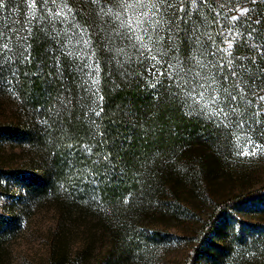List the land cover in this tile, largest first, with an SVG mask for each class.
<instances>
[{"label": "rangeland", "instance_id": "obj_1", "mask_svg": "<svg viewBox=\"0 0 264 264\" xmlns=\"http://www.w3.org/2000/svg\"><path fill=\"white\" fill-rule=\"evenodd\" d=\"M85 2L94 33H100L107 50L120 61L118 65L130 69L141 64L143 76L155 80L151 89L174 73L183 78L187 109L208 123L213 133L205 144H195L173 158L170 174L156 180L145 196L137 195L136 211L123 213L101 210V206L94 210L96 205L83 210L63 187L55 194L49 191L34 198L28 192V175H40L45 157L38 159L28 141L1 140L0 264H186L215 204L264 186V52L244 64L240 54L231 50L228 33L209 52L196 46L189 67L183 68L170 56L175 38L171 20L183 8L182 0H156L157 10L144 25L147 33L130 32L127 24L132 13L125 0ZM260 2L264 0H228L229 5L219 4L217 12L236 19ZM132 3L127 0L128 5ZM9 5L10 20L24 17L26 29L36 18L44 19L45 25L51 21L55 32L50 42L64 33L63 45L69 53L94 54L87 28L81 25L84 31L79 35L77 21L56 0H12ZM4 7L0 6L7 11ZM70 22L78 32L62 28ZM135 35L145 36L142 43L147 47ZM24 38L18 40L27 44V35ZM10 50L11 39L0 42V67ZM92 60L85 64L89 72L83 78L89 91ZM14 72L0 73L4 76L0 78V124L23 125L30 116L31 122L45 130L46 116L29 113V105L23 106ZM245 75L252 80H245ZM254 148L255 155H242ZM221 224L206 237L192 264H264V207L257 203L234 207L224 212Z\"/></svg>", "mask_w": 264, "mask_h": 264}, {"label": "trees", "instance_id": "obj_2", "mask_svg": "<svg viewBox=\"0 0 264 264\" xmlns=\"http://www.w3.org/2000/svg\"><path fill=\"white\" fill-rule=\"evenodd\" d=\"M11 1L2 2L7 11L0 8V42L11 39L12 48L0 73L14 70V86L23 106L29 105V113L37 111L46 116L45 130L31 122L30 116L23 125L0 124V141H28L38 159H46L40 175H28V192L39 199L63 187L66 196L83 210L96 205L94 210L136 211L137 195L145 196L156 180L170 174L173 158L211 139L212 127L186 107L183 78L174 73L151 89L149 85L155 80L143 76L141 64L130 69L119 66L120 61L107 50L100 33H94L86 0H56L71 12L80 30L73 28V22L62 28L72 27L75 32L79 30V35L83 27L87 28L94 54L82 57L66 50L64 33L50 42L55 32L51 21L45 25L44 19L36 18L26 29L24 17L10 20ZM226 2L182 0L183 8L171 20L175 37L170 50L172 61L188 68L196 46L209 52L228 33L232 36L231 50L240 54L244 64L264 52V2L255 3L236 19L217 12L219 4ZM10 26L17 30L8 31ZM24 35L26 45L22 44ZM91 59L93 87L89 91V83L83 78L89 72L85 64ZM245 80L252 77L245 75ZM246 89L249 91L248 84ZM249 203L264 207V186L216 203L202 223L186 264L194 262L206 237L223 226L224 212Z\"/></svg>", "mask_w": 264, "mask_h": 264}, {"label": "snow or ice", "instance_id": "obj_3", "mask_svg": "<svg viewBox=\"0 0 264 264\" xmlns=\"http://www.w3.org/2000/svg\"><path fill=\"white\" fill-rule=\"evenodd\" d=\"M125 3L127 5L128 10L131 11L132 13V16L127 24V27L129 28L130 32L136 33V31L139 29L140 31L147 33L149 29L144 27V25L150 23L151 14L157 10L156 0H133V3L130 5H128L127 0H125ZM149 4H151L152 7L149 8L148 7ZM0 6H2V0H0ZM137 6H140L139 15H137ZM133 25H135V27H133ZM134 38L137 41L141 42L142 47H147V45L142 43L145 40V36L135 35ZM148 39L150 40L151 37L149 36ZM198 86L203 88L202 84H199ZM200 95L203 96V93L201 92ZM232 99H235V97H232ZM261 99H264V97H261ZM255 154H256L255 148L252 150V152L245 151L242 153V155H255Z\"/></svg>", "mask_w": 264, "mask_h": 264}]
</instances>
